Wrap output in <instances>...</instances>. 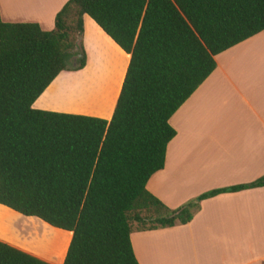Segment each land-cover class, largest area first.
Wrapping results in <instances>:
<instances>
[{
  "label": "trees",
  "instance_id": "obj_1",
  "mask_svg": "<svg viewBox=\"0 0 264 264\" xmlns=\"http://www.w3.org/2000/svg\"><path fill=\"white\" fill-rule=\"evenodd\" d=\"M84 14L130 55L109 120L32 108L59 72L85 66ZM262 30L264 0H67L51 30L0 16V204L72 232L63 264H139L133 229L185 224L203 199L264 186L175 208L146 188L176 134L170 116L214 56ZM0 264L49 263L0 241Z\"/></svg>",
  "mask_w": 264,
  "mask_h": 264
},
{
  "label": "crops",
  "instance_id": "obj_2",
  "mask_svg": "<svg viewBox=\"0 0 264 264\" xmlns=\"http://www.w3.org/2000/svg\"><path fill=\"white\" fill-rule=\"evenodd\" d=\"M66 2L0 0V16L6 22H36L42 29L51 30L56 13ZM82 42L85 66L59 72L32 108L111 118L130 55L87 14L83 15ZM101 45L122 56V77L116 92L106 87L99 101L84 111L55 104V84L79 76L88 65L91 50ZM110 55L117 58L114 51ZM214 59V70L170 116L168 122L176 134L166 146L163 168L146 183L147 190L169 208L204 192L251 183L264 176V30ZM97 88L92 85L90 90ZM33 217L26 220L39 224ZM53 229L65 238L59 259L55 254L45 257L22 245L0 241L49 264H63L72 232ZM130 241L139 264H264V186L203 199L189 222L153 230L133 229Z\"/></svg>",
  "mask_w": 264,
  "mask_h": 264
},
{
  "label": "bare ground",
  "instance_id": "obj_3",
  "mask_svg": "<svg viewBox=\"0 0 264 264\" xmlns=\"http://www.w3.org/2000/svg\"><path fill=\"white\" fill-rule=\"evenodd\" d=\"M15 6H16L15 9H17L16 4ZM106 62H107L106 60L101 61V65L104 64L103 71H105L106 69L105 68L107 64ZM102 76H103L102 73L99 76L93 75V78L90 77L89 80L84 81L80 79L70 83L69 85L64 86L63 89L59 90L58 92H55V96L53 97L54 101L57 102L58 104L59 102H61V100H63L65 102L64 105H67L68 103L70 104L75 103V104H79V106H84V104H86L87 106L89 105L91 106L95 102L99 101L98 96L100 97V95L103 94L102 93L103 91L100 90V88H102L103 83H106V81L101 79ZM94 83L99 87L97 88L99 90L96 89L94 91L90 90L91 86L94 85ZM76 110H80V109H76ZM14 217L15 216L12 215L11 213H6V214L0 213V237L2 238L10 237L9 238L11 239L9 240L10 242L22 245L26 248L35 251V253L37 252L45 257L54 254H55V258L57 257V259L61 257L58 254H62V252L64 251V245L62 244L63 245L62 246L60 245V243H58L57 236L53 234L49 229H47V227L45 228V226L42 223L36 225L27 222L26 220L17 222L16 218ZM1 230L2 231L9 230L8 231L9 233L7 234L4 231V234L6 235H2ZM6 239L8 240V238Z\"/></svg>",
  "mask_w": 264,
  "mask_h": 264
},
{
  "label": "rangeland",
  "instance_id": "obj_4",
  "mask_svg": "<svg viewBox=\"0 0 264 264\" xmlns=\"http://www.w3.org/2000/svg\"><path fill=\"white\" fill-rule=\"evenodd\" d=\"M5 1V0H4ZM103 43V42H102ZM79 48V40H77V49ZM114 51L117 58H113L112 55H110V52ZM102 54V55H101ZM113 54V53H112ZM104 57V58H103ZM75 57H73L71 60L74 61ZM99 60V63H98ZM106 60L107 64H106V69L105 71H103V65H101V61ZM71 61H69L70 63ZM122 67H123V62H122V56L116 52V50H113V48H110L108 45H101V47H98L97 49H92L90 52V58L88 60V65L85 68V70L76 78L72 79V80H68V81H63V82H57L58 85L55 84L53 90L54 94L53 97L55 96V92H58L59 90L63 89L64 86L69 85L70 83L76 81V80H89L90 77L93 78V75L95 76H99L102 73V77L101 79L105 80L106 83H103L102 86V90L104 93L106 87L109 88V91L112 92H116L117 89V85H118V81L120 80V78L122 77ZM104 72V73H103ZM107 73V74H105ZM105 76V77H104ZM109 77V78H108ZM106 78V79H105ZM100 80V79H99ZM95 85V83H94ZM98 87V86H97ZM99 88V87H98ZM108 91V90H107ZM57 94V93H56ZM102 95H100V97L98 96V100L101 98ZM108 96V94H107ZM59 102V101H58ZM55 104H57V102L54 101ZM64 101L61 100V102H59L58 104H62L64 105ZM96 103V102H95ZM94 103V104H95ZM57 104V105H58ZM81 105V104H80ZM93 105V104H92ZM67 106L71 107L70 110H75V111H84L88 108H90V105L87 106L86 104H84V106H79V104H75V103H68ZM87 106V107H86ZM76 109H80V110H76ZM193 198H189L186 201H184L182 204H184L185 202L192 200ZM3 210V211H2ZM2 211V212H1ZM11 213L12 215H14L16 218V221H25L27 218H29L28 216H24L22 214H19L5 206L0 205V213L6 214V213ZM33 219H36L37 221H39L40 223H42L45 228L47 227V229H49L53 234H55L57 236L58 239V243H60V245H64L65 248V238L58 236L57 232H55L56 230L53 229V227L51 228L50 225H48L47 223L43 222L41 219L37 218V217H33ZM27 221V220H26ZM32 221V220H31ZM28 222V221H27ZM32 223V222H30ZM34 224V223H33ZM37 225V224H36ZM2 231V230H1ZM5 233H9V230H3L2 231V235H6ZM23 231V230H22ZM21 231V232H22ZM55 232V233H54ZM59 237V238H58ZM2 238V237H0ZM4 240H7L6 238H8L7 241L11 240L9 239L10 237H3ZM2 238V239H3ZM63 242V243H62ZM22 244V243H20ZM62 245V246H63ZM63 253V252H62ZM59 256H62V254H58ZM58 256V258H59ZM57 258V257H56Z\"/></svg>",
  "mask_w": 264,
  "mask_h": 264
}]
</instances>
